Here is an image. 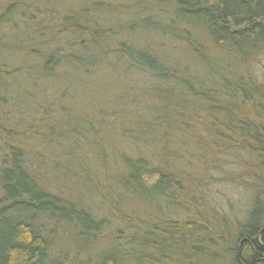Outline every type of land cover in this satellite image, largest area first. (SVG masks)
Here are the masks:
<instances>
[{"label":"trees","instance_id":"trees-1","mask_svg":"<svg viewBox=\"0 0 264 264\" xmlns=\"http://www.w3.org/2000/svg\"><path fill=\"white\" fill-rule=\"evenodd\" d=\"M149 34L169 39L176 55L171 62L138 42ZM261 53L264 0L0 3V264H61L50 253L46 226L72 225L82 239L99 226L84 208L42 187L29 169L36 154L55 148L58 136L75 140L86 134L87 140L94 129L96 111H79L73 119L78 106L63 88L71 70L80 82L87 79L95 86L109 78L102 70L120 73L124 80L143 73V81L158 85L150 93L162 113L146 123L130 119L138 130L129 131L134 148L98 146L100 158H120L119 188L138 198L141 211L139 202L157 215L172 206L190 210L181 200L200 178L175 170L172 157L166 159L172 139L209 155L241 154V169L235 170L252 177L246 221L213 210L183 222L127 221L138 232L127 238L126 264L138 260V248L149 251L152 264H264V77L253 73ZM186 55L204 75H192ZM66 117L67 126L76 121L78 127L61 132L58 126ZM66 147L67 155L76 154ZM113 252L96 264H122L121 252Z\"/></svg>","mask_w":264,"mask_h":264},{"label":"rangeland","instance_id":"rangeland-1","mask_svg":"<svg viewBox=\"0 0 264 264\" xmlns=\"http://www.w3.org/2000/svg\"><path fill=\"white\" fill-rule=\"evenodd\" d=\"M9 1L11 0H0V3ZM110 11L111 14H116L115 11L114 13L111 9ZM118 15L120 16L119 11ZM118 15L116 16L119 18ZM112 16L109 15L108 19L112 20ZM195 34L202 38L201 33L195 32ZM137 40L141 45L148 47L147 49L155 50L157 55L165 58L168 62H171L172 57L176 56L173 54L172 43L168 42L169 39H159L158 36L149 34L142 38L138 37ZM186 58L189 59L188 63L192 67V75L195 78L204 75L198 66L192 65L193 58L191 56L189 58L186 55ZM253 67V73L257 72L264 77V53L254 60ZM100 72H105L104 75L109 78L99 86H95V83H91L87 79L80 82L77 75L75 76L74 70L70 71L71 76L64 83L62 80L63 88L66 86L69 88L72 99L78 106V111L73 114V119L79 111L91 113L96 111L95 114L98 113L96 115L98 118H94V129L90 131L92 133L89 132L87 140H85L86 134L81 135L77 138L79 147L76 148L74 141L77 139L58 136L55 148L51 149L48 155L36 154L29 168L42 187L71 200L76 205L78 204L99 225L98 228H93L95 230L90 231L85 239L79 237V229L76 230L72 225L65 223L47 225L45 234L50 235L51 238L49 239L52 258L61 264H96L107 252H110L108 255H111L115 253L113 251L119 250L121 252L118 255L119 259L122 264H126L127 238L138 232L136 228L127 227V221H131L133 224L141 221L155 222L156 219L162 218L177 219L183 222L188 218H196L199 211L203 214L209 211L210 214L212 210L220 214H229V216L235 215V222L246 221L247 204L250 201L248 181L252 177L243 171L235 170L239 169L240 171L241 169L239 167V163L243 161V157H240L241 154H237L238 156L227 153L209 155L208 150L198 149L192 144L179 147L180 143L178 144L176 139L171 140L172 148L170 147L166 153V159L170 158L169 156L172 157L169 161L175 170H189L192 175L197 177L196 181L200 178L196 184L193 183V191L183 194L184 198L181 200L190 210L181 211L177 206H172L170 211H164L157 215L152 213V209H148L145 202L143 204L139 202L142 211L137 207L138 198L125 192L123 188H119L118 180L123 170L120 158L112 155L106 160L100 158L98 146L101 144L108 147L109 145L118 147L122 151L125 149L127 152L134 148L129 131L135 129V126H130V119L134 117V119L146 123L148 120H152L153 116L162 113V104L159 103L155 95L150 93L158 85L150 80L143 81V73H130L133 75H128L129 77L124 80L120 73L115 72L108 75V71ZM169 87H172V84L164 85L165 89H170ZM62 117L64 118V116ZM66 119L59 123V131L62 132L68 128L73 130L78 127L76 121L67 126L69 119L67 117ZM82 124L83 127L88 128V125ZM140 129H144L143 133H145L144 125ZM137 131L135 129L134 134H137ZM137 143L140 147H144V142L138 141ZM66 146L74 148L76 154L67 155ZM154 146L151 144L149 148ZM41 147L43 148V146ZM41 147L40 149H42ZM114 151L117 149L111 150L109 153L112 154ZM82 155L88 158H84ZM37 157L40 159H36ZM2 195L0 186V198ZM261 198L264 201V192ZM127 217H131V219H127ZM232 223L231 220L230 229H232ZM145 251L149 252L138 248L136 251L138 260L133 261L132 264H152L153 262L148 260L151 258Z\"/></svg>","mask_w":264,"mask_h":264}]
</instances>
